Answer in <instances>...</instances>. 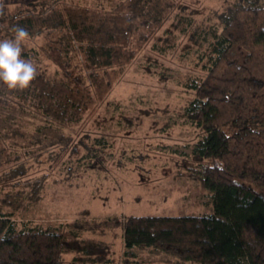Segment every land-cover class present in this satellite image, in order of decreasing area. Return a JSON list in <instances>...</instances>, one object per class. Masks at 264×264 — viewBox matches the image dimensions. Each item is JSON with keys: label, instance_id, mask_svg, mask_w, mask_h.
<instances>
[{"label": "trees", "instance_id": "obj_1", "mask_svg": "<svg viewBox=\"0 0 264 264\" xmlns=\"http://www.w3.org/2000/svg\"><path fill=\"white\" fill-rule=\"evenodd\" d=\"M176 7L174 0H116L110 6L0 0V39L12 38L16 25L26 28L30 39L22 56L32 59L39 73L25 90L0 82L3 204L27 206L42 198L47 173L29 175V169L39 161H60L75 148L72 136L53 124L76 123L102 101ZM178 8L172 28L186 31L187 48L196 46L206 56L205 72L188 84L192 95L178 112L200 132L189 154L182 153L194 163L179 173L208 192L212 212L81 215L45 227L19 226L12 212H4L0 264H113L105 254L107 243L80 234L110 228L121 230L123 264H144L131 261L135 246L198 264H264V0L226 1L207 14L215 19L212 24L190 28L191 11ZM205 31L211 32L207 45ZM172 32L168 45L174 42ZM31 112L48 123L28 130L12 121L14 113Z\"/></svg>", "mask_w": 264, "mask_h": 264}, {"label": "rangeland", "instance_id": "obj_2", "mask_svg": "<svg viewBox=\"0 0 264 264\" xmlns=\"http://www.w3.org/2000/svg\"><path fill=\"white\" fill-rule=\"evenodd\" d=\"M75 1L110 6L116 0ZM174 1L177 7L127 65L104 99L76 123L68 126L53 124L72 136L71 144L75 148L68 150L60 161H39L29 169V175L47 173L42 198L36 202H25L27 206L19 207H11L0 201V214L12 212L19 226L27 223L45 227L57 226L81 215L101 218L190 212L208 215L212 212L208 192L198 181L179 173L184 171L185 166L194 163L192 158L185 155L191 151V143L200 137V132L182 122L178 112L192 95L188 84L204 74L206 56L203 49L196 46L187 48V32L173 29L172 24L177 19L179 6L192 13L190 18L193 21L188 28L201 22L212 24L215 19H208L207 14L229 0ZM171 30L174 42L168 45L165 39ZM204 34L207 45L211 32L205 31ZM53 67L49 65L50 69ZM2 113L12 112L2 110ZM12 121L28 130L48 123L33 112L14 113ZM97 139L100 143H97ZM94 153L100 156L96 159H100L97 164H94L95 159L87 156ZM89 161L93 162L92 166L87 165ZM144 162L160 165L152 168L150 172L154 173L151 177ZM171 175L176 180L187 178L189 184L193 183V188H185L178 181H171L167 185H173V189L166 187L165 190L167 203L159 205L161 194L157 193L161 192V188L156 181L149 180ZM141 182L143 185L139 184ZM190 191L191 197L188 196ZM3 195L0 192V200ZM185 197H188L187 201L192 203L193 208H181L180 201ZM80 234L104 241L108 245L105 254L113 264L124 263L125 248L120 228H110L102 233L84 230ZM129 251L133 253L131 261L140 259L144 264H198L181 261L173 254L154 250L151 246H135Z\"/></svg>", "mask_w": 264, "mask_h": 264}, {"label": "clouds", "instance_id": "obj_3", "mask_svg": "<svg viewBox=\"0 0 264 264\" xmlns=\"http://www.w3.org/2000/svg\"><path fill=\"white\" fill-rule=\"evenodd\" d=\"M13 37L0 39V82L10 90H25L38 76L36 63L22 56L23 45L30 39L20 25L12 28Z\"/></svg>", "mask_w": 264, "mask_h": 264}, {"label": "crops", "instance_id": "obj_4", "mask_svg": "<svg viewBox=\"0 0 264 264\" xmlns=\"http://www.w3.org/2000/svg\"><path fill=\"white\" fill-rule=\"evenodd\" d=\"M144 164H146V165H144L146 167V169L149 170V172H148L149 177H151V174L154 173V172H150L152 170V168H156L157 166H160V165H155L154 163H151V162H149V163L148 162L147 163L144 162ZM172 177H173L172 175L171 176H161V177L159 176V177H154L153 179L150 178V180H149V181L152 180V182H153V180L156 181L157 182L156 185H158L161 188V192L157 193V195L161 194L160 195L161 196V201L159 202V205H162V204L164 205V204L167 203L168 196L166 195V192H165L166 187L169 188L170 190L173 189V185H169V184L167 185V183H171V181L172 182H177L178 181V183L181 184L182 186H184L185 188H189V187L193 188V185H192L193 183L189 184L188 181H190V180L186 181L187 178H181V180L180 179L176 180V179H174ZM169 178H171V179H169ZM179 180H180V182H179ZM139 184L143 185L142 182L139 183ZM182 186L180 188H184ZM170 190L168 191V193H170ZM174 190H175V188H174ZM188 196L189 197L192 196V192L191 191H190V195H188ZM187 199H188V197L187 198L185 197V198L181 199V201H180L181 208L184 209V210H188L190 208H193L192 207V203L190 201H187ZM191 200H193V199H191ZM197 204H198V201H197ZM209 204H210V206L212 204L211 203V198H210V203ZM192 213H194V212H190V213H187V214H192Z\"/></svg>", "mask_w": 264, "mask_h": 264}]
</instances>
